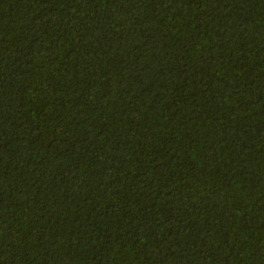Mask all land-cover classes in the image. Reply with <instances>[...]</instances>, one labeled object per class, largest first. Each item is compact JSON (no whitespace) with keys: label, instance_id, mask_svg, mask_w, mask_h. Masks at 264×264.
<instances>
[{"label":"trees","instance_id":"obj_1","mask_svg":"<svg viewBox=\"0 0 264 264\" xmlns=\"http://www.w3.org/2000/svg\"><path fill=\"white\" fill-rule=\"evenodd\" d=\"M0 264H264V0H0Z\"/></svg>","mask_w":264,"mask_h":264}]
</instances>
